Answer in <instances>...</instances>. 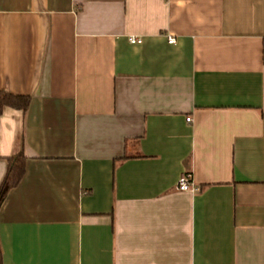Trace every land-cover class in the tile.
Here are the masks:
<instances>
[{"label": "crops", "instance_id": "obj_1", "mask_svg": "<svg viewBox=\"0 0 264 264\" xmlns=\"http://www.w3.org/2000/svg\"><path fill=\"white\" fill-rule=\"evenodd\" d=\"M0 91L1 264H264V0H0Z\"/></svg>", "mask_w": 264, "mask_h": 264}, {"label": "trees", "instance_id": "obj_2", "mask_svg": "<svg viewBox=\"0 0 264 264\" xmlns=\"http://www.w3.org/2000/svg\"><path fill=\"white\" fill-rule=\"evenodd\" d=\"M31 98L28 96H16L8 92L0 91V116L6 108H13L19 111H27ZM6 178L0 187V206L11 190L16 188L25 176L27 159L24 154V144L21 142L17 155L9 160ZM2 250L0 247V264L2 263Z\"/></svg>", "mask_w": 264, "mask_h": 264}, {"label": "built area", "instance_id": "obj_3", "mask_svg": "<svg viewBox=\"0 0 264 264\" xmlns=\"http://www.w3.org/2000/svg\"><path fill=\"white\" fill-rule=\"evenodd\" d=\"M131 43H141L142 41L140 39H137L135 37L130 39ZM169 43H175V39L169 38ZM193 120L191 117L187 118V122L191 123ZM178 190L181 192H192V193H198L200 191L199 187L195 185V183L192 180V175L190 174H185L183 175L178 184Z\"/></svg>", "mask_w": 264, "mask_h": 264}]
</instances>
